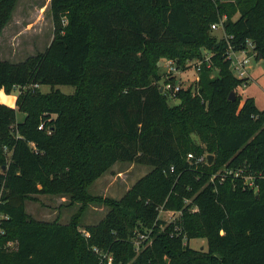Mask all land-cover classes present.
Here are the masks:
<instances>
[{"label":"trees","instance_id":"16d2710c","mask_svg":"<svg viewBox=\"0 0 264 264\" xmlns=\"http://www.w3.org/2000/svg\"><path fill=\"white\" fill-rule=\"evenodd\" d=\"M17 2L0 0V33ZM49 9L44 51L0 54V89L19 90L15 106L0 102V264H264V108L243 96L250 78L228 56L252 44L264 60V0H50ZM164 58L192 63L197 80L161 92ZM117 162L150 171L119 199L93 196ZM239 168L256 174L247 182ZM39 194L83 206L68 223L38 220L26 202ZM93 202L109 209L83 231ZM161 210L180 215L167 223Z\"/></svg>","mask_w":264,"mask_h":264},{"label":"rangeland","instance_id":"374dc122","mask_svg":"<svg viewBox=\"0 0 264 264\" xmlns=\"http://www.w3.org/2000/svg\"><path fill=\"white\" fill-rule=\"evenodd\" d=\"M48 0H18L17 6L9 23L0 33V50L2 57L13 61H21L26 57L37 52L44 51L53 37V22L50 9L39 11L36 7H43L44 2ZM36 2V7H35ZM218 36L223 34L221 29L215 30ZM248 65V77L250 80L242 86L241 92L244 97L252 96L255 98L259 107L264 108V60L251 56ZM159 72L162 75L161 83H167V79L176 78V84L187 88L198 78V72L195 65L188 62L187 66L171 70L173 65L170 59L164 58L159 61ZM217 74L216 70L213 75ZM66 93L74 92L75 88L67 85L57 86ZM43 92H49V86L41 87ZM4 92V91H3ZM6 99L5 104H16L19 90L15 89L11 93L4 92ZM171 104H178L180 101L169 96ZM13 99V100H12ZM14 107V106H13ZM18 120L23 121L25 113L18 111ZM150 171V167L143 164L132 162H117L109 171L97 179L89 188L93 196L102 198L111 197L119 199L132 185L143 175ZM239 176L249 182L256 173H247L244 169L239 168ZM213 175L211 177V180ZM37 200H27V212L38 220L58 221L59 223H68L72 220L74 214L78 213L83 206L82 202L72 201L70 196L39 194ZM108 206L102 202H93L86 206L80 217L81 229L87 225L97 224L106 215ZM180 215V212L161 210L159 217L167 223ZM151 229L147 234L139 230L138 236L147 238L150 236ZM190 245L196 249H207L205 239H193ZM102 253V250L95 251ZM96 251V252H97Z\"/></svg>","mask_w":264,"mask_h":264},{"label":"built area","instance_id":"2783aa9c","mask_svg":"<svg viewBox=\"0 0 264 264\" xmlns=\"http://www.w3.org/2000/svg\"><path fill=\"white\" fill-rule=\"evenodd\" d=\"M214 29L218 28V25H213ZM249 48L241 50V51H234L231 47L229 48V58L231 60V68L236 74L237 77L243 78L248 76V65L249 60L251 56H255L256 54H253L252 44H249ZM170 63L173 65V68H171L172 71H174L177 66L176 63L170 59ZM178 69V68H177ZM182 86L178 84H172L171 82H167L164 85V89H166L168 94H174L175 91H178ZM189 158H193L194 155L190 153L188 155ZM200 160H204V157L200 158ZM236 175H239V172L236 173ZM195 210V209H194ZM109 264H111L112 257L108 256Z\"/></svg>","mask_w":264,"mask_h":264},{"label":"crops","instance_id":"0c3cea01","mask_svg":"<svg viewBox=\"0 0 264 264\" xmlns=\"http://www.w3.org/2000/svg\"><path fill=\"white\" fill-rule=\"evenodd\" d=\"M44 2V1H43ZM42 4H44L43 5V7H36V2H35V7L39 10V11H44L45 9H48L49 8V6H50V0H48V1H46V2H44V3H42ZM0 54H1V56H2V53H1V50H0ZM8 60H11V59H8ZM11 61H13V60H11ZM250 78H251V75H250ZM4 89H0V102L1 103H4V101L5 100H7L6 99V96H5V94H4ZM13 100V99H12ZM13 104V101L9 104V105H12ZM16 105V104H15ZM14 105V106H15ZM258 105V104H257ZM259 107V106H258ZM259 108H261V107H259ZM261 109H263V108H261Z\"/></svg>","mask_w":264,"mask_h":264},{"label":"water","instance_id":"95a60500","mask_svg":"<svg viewBox=\"0 0 264 264\" xmlns=\"http://www.w3.org/2000/svg\"><path fill=\"white\" fill-rule=\"evenodd\" d=\"M261 59H262V57H261ZM160 91H161V92L164 91V87H163V86L160 88ZM231 99H236V93H235V92H232V97H231ZM207 157H208V162H209V164H211V163L213 162L214 155L209 154ZM257 195H258V194H257Z\"/></svg>","mask_w":264,"mask_h":264}]
</instances>
